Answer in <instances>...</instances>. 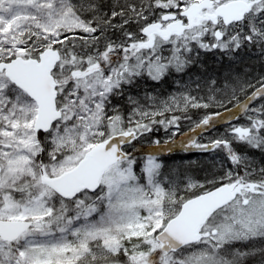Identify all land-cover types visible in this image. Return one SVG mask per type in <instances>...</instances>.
Returning <instances> with one entry per match:
<instances>
[{
	"label": "snow or ice",
	"instance_id": "1",
	"mask_svg": "<svg viewBox=\"0 0 264 264\" xmlns=\"http://www.w3.org/2000/svg\"><path fill=\"white\" fill-rule=\"evenodd\" d=\"M0 264H264V0H0Z\"/></svg>",
	"mask_w": 264,
	"mask_h": 264
},
{
	"label": "rangeland",
	"instance_id": "2",
	"mask_svg": "<svg viewBox=\"0 0 264 264\" xmlns=\"http://www.w3.org/2000/svg\"><path fill=\"white\" fill-rule=\"evenodd\" d=\"M203 55V54H202ZM214 54H207L205 57L208 59V63H211L210 60L213 59ZM160 134L163 135V129H160ZM213 153L210 152H201L197 150H190L188 152L180 151L177 152L174 156L175 159H183V160H192V169L194 171H200L203 174V170L209 169L212 167V162L214 160ZM192 157V158H191Z\"/></svg>",
	"mask_w": 264,
	"mask_h": 264
},
{
	"label": "trees",
	"instance_id": "3",
	"mask_svg": "<svg viewBox=\"0 0 264 264\" xmlns=\"http://www.w3.org/2000/svg\"><path fill=\"white\" fill-rule=\"evenodd\" d=\"M204 60H205V62L206 63H208V59L204 56ZM211 61V63H208L209 65H212L213 63H214V60H210ZM192 158V157H191Z\"/></svg>",
	"mask_w": 264,
	"mask_h": 264
}]
</instances>
